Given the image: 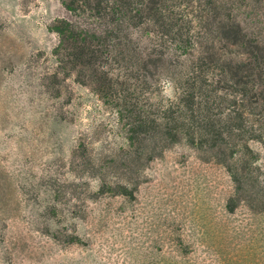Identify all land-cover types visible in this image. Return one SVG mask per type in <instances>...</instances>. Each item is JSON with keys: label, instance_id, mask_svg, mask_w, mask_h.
I'll use <instances>...</instances> for the list:
<instances>
[{"label": "rangeland", "instance_id": "1", "mask_svg": "<svg viewBox=\"0 0 264 264\" xmlns=\"http://www.w3.org/2000/svg\"><path fill=\"white\" fill-rule=\"evenodd\" d=\"M234 7L264 33V0ZM60 19L61 0H0V264H264V212L235 198L223 166L185 143L127 152L117 112L53 77ZM177 97L161 76L142 100Z\"/></svg>", "mask_w": 264, "mask_h": 264}, {"label": "trees", "instance_id": "2", "mask_svg": "<svg viewBox=\"0 0 264 264\" xmlns=\"http://www.w3.org/2000/svg\"><path fill=\"white\" fill-rule=\"evenodd\" d=\"M236 1L61 0L72 19L51 26L53 77H72L117 112L127 152L151 160L185 143L228 171L238 201L264 212V150L253 147L264 144V33L245 26ZM161 76L176 101L145 103Z\"/></svg>", "mask_w": 264, "mask_h": 264}]
</instances>
